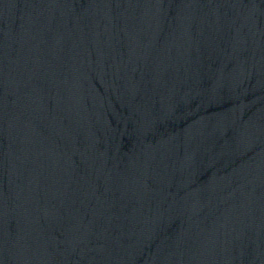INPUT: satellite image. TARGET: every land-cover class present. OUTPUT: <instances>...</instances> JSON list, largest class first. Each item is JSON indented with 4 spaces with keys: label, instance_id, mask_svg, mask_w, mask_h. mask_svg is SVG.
Segmentation results:
<instances>
[{
    "label": "water",
    "instance_id": "obj_1",
    "mask_svg": "<svg viewBox=\"0 0 264 264\" xmlns=\"http://www.w3.org/2000/svg\"><path fill=\"white\" fill-rule=\"evenodd\" d=\"M0 264H264V0H0Z\"/></svg>",
    "mask_w": 264,
    "mask_h": 264
}]
</instances>
